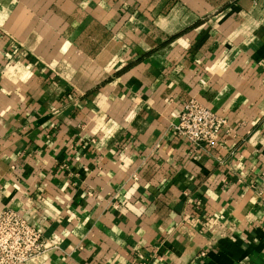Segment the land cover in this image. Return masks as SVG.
Masks as SVG:
<instances>
[{
    "label": "crops",
    "instance_id": "crops-1",
    "mask_svg": "<svg viewBox=\"0 0 264 264\" xmlns=\"http://www.w3.org/2000/svg\"><path fill=\"white\" fill-rule=\"evenodd\" d=\"M5 209L32 264H264V0H0Z\"/></svg>",
    "mask_w": 264,
    "mask_h": 264
},
{
    "label": "built area",
    "instance_id": "built-area-1",
    "mask_svg": "<svg viewBox=\"0 0 264 264\" xmlns=\"http://www.w3.org/2000/svg\"><path fill=\"white\" fill-rule=\"evenodd\" d=\"M227 122L194 99L185 102L174 127L175 133L196 145L214 146ZM56 242L17 212H0V264H32L41 260ZM204 256L205 254L202 253Z\"/></svg>",
    "mask_w": 264,
    "mask_h": 264
}]
</instances>
